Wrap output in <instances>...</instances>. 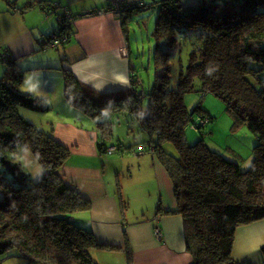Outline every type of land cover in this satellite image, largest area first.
I'll return each mask as SVG.
<instances>
[{
	"label": "trees",
	"instance_id": "1",
	"mask_svg": "<svg viewBox=\"0 0 264 264\" xmlns=\"http://www.w3.org/2000/svg\"><path fill=\"white\" fill-rule=\"evenodd\" d=\"M37 5L41 4L21 11ZM144 5L159 7L154 83L147 87L136 80L125 89L103 95L65 72V101L73 110L72 118L79 114L97 121L96 149L101 157L110 149L123 155L127 148L121 134L115 138V123L105 118H115L118 124L124 120L128 130L139 128L148 133V143L133 145L129 153L135 149L153 154L168 173L177 207L166 210L159 205L156 212L183 217L192 264H241L233 257L237 229L264 220V49L260 47L264 0H154ZM144 5L123 11L120 20L125 31L132 11L146 10ZM53 8L57 6L50 7L58 15L57 29H71L61 25L60 12ZM187 34L190 40L183 39ZM185 45L191 48L188 65H181L178 89L169 90L172 51ZM6 53L10 57L0 63L7 65L0 77V264L13 250L23 259L20 264H101L92 251L111 250L113 245L104 244L72 219L91 210L92 204L61 174L72 156L69 146L55 134L62 118L52 119L45 130L21 115L20 108L48 113L52 106L45 98L19 92L25 71ZM192 92L216 95L227 104L235 125H248L253 131L256 139L249 170L239 160L205 146L203 138L196 145L189 144L185 130L195 114L214 119L199 107L187 108L185 96ZM197 126L202 134L204 126L199 122ZM166 142L176 146L178 157L163 148ZM21 149L38 159L44 170L39 181L34 182L25 170ZM126 202L124 210L129 208ZM124 238L129 264H133L125 232Z\"/></svg>",
	"mask_w": 264,
	"mask_h": 264
},
{
	"label": "crops",
	"instance_id": "2",
	"mask_svg": "<svg viewBox=\"0 0 264 264\" xmlns=\"http://www.w3.org/2000/svg\"><path fill=\"white\" fill-rule=\"evenodd\" d=\"M153 1L128 0V3L144 5ZM34 3L41 5L22 13L21 9ZM108 4L109 0H0V53L10 52L18 60L25 71L22 85L35 86L37 92L34 95H41L39 97L47 101L59 93L48 94L52 90H45L40 85L38 74L31 72L34 68L59 70L58 84L63 85L65 72H70L80 83L103 95L125 89L135 79L132 60L122 56L123 48L129 42L126 39L128 31L124 30L119 17L105 11ZM51 5L57 6V12L68 8L76 17L70 29L69 43L58 48L51 44L58 27L56 14L50 12ZM51 49L56 52H48ZM130 50L131 47L125 56L130 57ZM26 58H39L40 65L27 68ZM55 134L72 152L61 174L92 203L88 216H83L81 221L92 227L91 231L100 241L113 245L111 250L93 251L101 264H129L124 232L133 264L193 263L187 249L183 217L168 215L163 210V215L156 213L159 205L166 210L176 209L177 201L168 173L153 154L135 156V149L129 153L133 148L131 145L125 148L124 156L101 157L96 149V129L80 127L76 122L63 119L56 124ZM64 134L72 135V138ZM249 146L246 145L248 151ZM237 156L244 159L239 150ZM118 182L123 189L124 201H128L129 208L125 210L117 198ZM156 225L163 231L162 241L156 237ZM263 247L264 220L237 229L233 251L237 262L264 264Z\"/></svg>",
	"mask_w": 264,
	"mask_h": 264
},
{
	"label": "rangeland",
	"instance_id": "3",
	"mask_svg": "<svg viewBox=\"0 0 264 264\" xmlns=\"http://www.w3.org/2000/svg\"><path fill=\"white\" fill-rule=\"evenodd\" d=\"M183 6L186 5V2H182ZM147 8V7H146ZM135 11V10H134ZM132 11L130 17L133 14L139 12V15L134 17L132 22H129L131 18H128L126 31H128L126 35V39L130 42H126L125 46L131 47L130 50V57L125 56L127 54L128 49L127 47L123 48V55L126 59L132 60L133 67L135 68V75L137 76L140 84L143 83L149 87L155 81L156 75V44L157 40L154 36L155 27L157 24V17L159 14V7L155 9L147 8L145 11ZM134 12V13H133ZM141 12V13H140ZM23 13V12H22ZM129 22V23H128ZM183 39H189V34L183 35ZM261 49H264V42L260 44ZM190 46L185 45L182 48L179 46L175 50L172 51V58L170 60V67H171V79H170V86L169 90H176L178 89L179 83V73L181 65L185 68L188 65L189 55H190ZM50 53L56 52L48 50ZM61 51V50H60ZM115 54V52H113ZM110 59L116 60L115 57H110ZM39 58H26L25 66L27 68H34L40 65L38 61ZM18 62V61H17ZM105 64V63H104ZM20 67V66H19ZM7 65L0 64V77L5 72ZM34 74H38L40 77V85L43 86L45 90H52L49 93H59L56 98L49 99L52 110L48 113H39L32 111L27 108H20L21 115L28 120L29 122L33 123L37 127L41 129L48 130L51 127L52 119L61 116L62 119L66 122L75 121L80 125L87 128H94L95 123L97 122L95 119L88 117H81L78 114V117L72 118V108L65 103V87L63 84L59 83L57 77L60 75V71L57 69H48V70H40V69H32ZM36 77V75H34ZM20 90V91H19ZM18 91L21 93H36L37 89L35 86L27 84L25 86L21 85ZM29 90V91H28ZM72 95L76 96V94L72 91ZM41 96V95H39ZM97 100V99H96ZM186 106L190 111H193L196 107L201 108L202 110L209 112L211 115L214 116L213 121L209 120L203 123V133H199V130L196 129L192 123L187 126L185 130L186 139L191 145H196L199 143L201 138L205 141L204 145L209 147L210 149L224 155L227 158H235L239 160L238 162L243 165V169L245 171L249 170L253 163V148L255 144V136L253 131L250 129L248 125H235V119L230 111L227 110V104L217 97L214 94H207L204 97L201 96L199 93H189L185 96ZM144 107H146V101H144ZM60 111L64 114H60ZM205 112V113H206ZM200 118L199 114H195V121ZM104 121V118L101 119ZM107 122L115 123L114 126V133L116 134V139L119 138L117 134H121L123 143L127 146L131 145H138L139 143L143 142V144L148 143V133L145 130H140L139 128L128 130V127L124 120L118 124L114 119L110 120L105 118ZM123 129H120V128ZM143 129V128H142ZM68 136V138H72V135L64 134ZM56 137L59 138L57 135ZM65 138V137H64ZM155 138H157L155 136ZM129 143V144H127ZM131 144V145H130ZM250 144L249 150L246 149V145ZM88 148V146H85ZM70 148V147H69ZM163 148L171 155L178 157L179 151L176 146L171 142H166L163 144ZM241 151L244 155V159H239L237 156V151ZM20 160L24 164L25 170L31 175L34 182L39 181L44 173L43 168L41 167L38 159L35 155H33L30 151L27 152L23 149L20 150ZM252 154V155H251ZM119 156H124L118 154ZM104 158L110 157L108 154H104ZM143 177V175H142ZM122 186L118 182V194H119V201L121 202L122 206L124 207V202L122 199ZM80 192V191H79ZM81 193V192H80ZM1 196V193H0ZM165 200L167 198H164ZM158 213V212H156ZM89 210L83 211L74 217L76 219V224L78 226L84 227L88 230H91L92 227L85 222L81 221L83 216H88ZM160 214V213H159ZM163 215V214H162ZM94 250H104L101 248L94 249ZM93 250V251H94ZM108 250V249H105ZM92 251V253H93ZM112 252V251H108ZM99 261V260H98ZM100 262V261H99ZM24 263L23 259L21 258L18 251H10L7 255L4 256L3 264H20Z\"/></svg>",
	"mask_w": 264,
	"mask_h": 264
},
{
	"label": "built area",
	"instance_id": "4",
	"mask_svg": "<svg viewBox=\"0 0 264 264\" xmlns=\"http://www.w3.org/2000/svg\"><path fill=\"white\" fill-rule=\"evenodd\" d=\"M142 8V4H134L130 5L127 0H109L108 8L107 10L111 13H113L117 17H121L123 14V11L129 8ZM56 12V8H53ZM59 18L61 20V25L65 24L68 25L67 28H71L73 20L76 19L75 16H70V12L67 11V9H60ZM62 13V14H61ZM88 15H91V13H88ZM68 32V33H67ZM71 36L70 29L64 30L63 29H57L55 37L52 39L51 44L53 48H58L63 43H66ZM7 57H10L9 54L5 52L0 53V63L5 62ZM208 121L207 119H201L200 123L203 125L204 122ZM114 149H110L109 152H113ZM156 235L158 238H161V232L159 229L156 230Z\"/></svg>",
	"mask_w": 264,
	"mask_h": 264
},
{
	"label": "clouds",
	"instance_id": "5",
	"mask_svg": "<svg viewBox=\"0 0 264 264\" xmlns=\"http://www.w3.org/2000/svg\"><path fill=\"white\" fill-rule=\"evenodd\" d=\"M128 1V0H127ZM136 4H139V3H136ZM130 5H134V4H130ZM107 8H108V6H107ZM107 8H106V10L105 11H108L107 10ZM135 8V7H134ZM119 19H120V17H119ZM72 27V26H71ZM57 31V30H56ZM135 74V73H134ZM135 80L133 81V82H137L136 80L138 79L137 77H136V75H135ZM139 84H140V82H139ZM147 115H148V113H146V117H147ZM203 116H206V115H203ZM201 119H204V120H208V116H206V118H202L201 116H200V118L197 120V121H195V119H194V121L192 122V125L196 128V129H198V126H197V122H199V125H202L201 123H200V120ZM202 126H204V125H202ZM152 146V145H151ZM141 149V148H140ZM116 154H119L118 152H116L115 150L113 151V152H109L108 151V155H116ZM145 154V151L143 150V152H137V150L134 152V155L135 156H139V155H144ZM73 189H75V190H77L78 192H79V190L78 189H76L75 187H72ZM80 193V192H79ZM81 194V193H80ZM82 195V194H81ZM83 196V195H82ZM84 197V196H83ZM85 198V197H84ZM86 199V198H85ZM92 204V203H91ZM72 219H75L74 218V216H73V218ZM76 220V219H75ZM157 229H159L160 230V232H161V238H158L159 239V241H162L163 239H164V235H163V231H162V229L158 226V225H156V227H155V234H156V230ZM96 235V234H95ZM156 237H157V235H156ZM110 247V246H109ZM191 254V253H190ZM192 255V254H191ZM193 257V256H192Z\"/></svg>",
	"mask_w": 264,
	"mask_h": 264
},
{
	"label": "water",
	"instance_id": "6",
	"mask_svg": "<svg viewBox=\"0 0 264 264\" xmlns=\"http://www.w3.org/2000/svg\"><path fill=\"white\" fill-rule=\"evenodd\" d=\"M56 16H57V22H58V15L56 14Z\"/></svg>",
	"mask_w": 264,
	"mask_h": 264
}]
</instances>
